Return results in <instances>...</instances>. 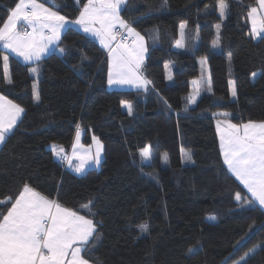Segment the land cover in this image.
<instances>
[{
	"label": "trees",
	"instance_id": "1",
	"mask_svg": "<svg viewBox=\"0 0 264 264\" xmlns=\"http://www.w3.org/2000/svg\"><path fill=\"white\" fill-rule=\"evenodd\" d=\"M17 2L0 0V26ZM38 2L70 21L79 16L76 0ZM226 3L224 19L217 0L127 1L121 16L147 44L141 69L152 82L147 91L110 89L106 51L73 28L36 64L22 63L0 44V94L25 109L0 148V201L15 198L29 184L102 221V239L89 254L82 252L91 264H237L246 253L244 264H264V209L258 204L241 208L252 197L227 170L216 124L222 112L231 114L232 123L264 121V36L254 39L248 21L257 0ZM182 22L185 47L177 48ZM217 24L220 46L214 49ZM4 55L12 84L5 81ZM205 58L211 92L185 110ZM32 67L38 74L30 72ZM124 101L132 104V115ZM77 125L85 145L93 137L103 144L101 167L83 175L49 148L62 145L69 154ZM147 145L152 151L148 163L140 155ZM189 151L193 162L183 159ZM5 207L0 204V211ZM145 223L148 231L142 233Z\"/></svg>",
	"mask_w": 264,
	"mask_h": 264
},
{
	"label": "snow or ice",
	"instance_id": "2",
	"mask_svg": "<svg viewBox=\"0 0 264 264\" xmlns=\"http://www.w3.org/2000/svg\"><path fill=\"white\" fill-rule=\"evenodd\" d=\"M76 3L80 5L79 16L70 21L58 10H53L38 0H18L0 26V44L4 49H9L16 56L23 58V61L36 63L52 49L63 30L79 25L84 33L99 38L107 49V82L110 87L129 85L147 91L152 82L141 75V65L147 48L144 46V37L121 16L126 0H87L83 4L81 0H76ZM257 4L258 6L251 7L248 12L253 36L264 33V0H257ZM217 6L220 17L226 19V0H217ZM18 24L21 25L19 30ZM186 27V22L180 24L181 38L176 43L177 48L185 47ZM220 31L221 24H217L216 39L212 42L214 49L220 46ZM59 51L64 52L63 49ZM8 59V55L2 57L5 81L12 84ZM201 62L206 63V58ZM30 72L38 74V67L30 68ZM255 75L253 73L254 77ZM168 79H172L171 75ZM192 83L193 92L185 98V110L197 104L201 89L211 92L210 74ZM231 84V94L235 98V81ZM33 88L34 98L40 102L39 91L35 85ZM122 103L127 109V114L132 115V104L127 101ZM24 113L22 106L0 94V144L5 143L18 122H21ZM216 115L221 152L227 170L244 185L252 197L251 200L241 203V208H251L257 204L264 208V121L249 120L236 124L231 122V114L228 112ZM80 134V125H77L71 155L65 152L62 145L52 146L55 156L65 161L76 173H83L90 164L99 166L103 152L102 142L93 137L95 152L85 151L84 154H78ZM140 155L145 160L150 159L151 145L142 148ZM74 159L77 161L75 164ZM164 159L167 160V154ZM183 159L193 162L191 152H185ZM235 200H242L240 193L235 194ZM0 204L6 206L0 211V264H91L85 255L102 239L103 234L98 230L103 227L102 221H94L63 206L58 200L49 198L29 184H24L15 198L8 197L7 200L0 201ZM209 220L213 221L215 217L210 216ZM140 230L142 233L147 232L148 225H140ZM189 251L193 249L190 248ZM82 252L85 255H82ZM248 255L250 254L246 253L241 257L237 264H244Z\"/></svg>",
	"mask_w": 264,
	"mask_h": 264
},
{
	"label": "crops",
	"instance_id": "3",
	"mask_svg": "<svg viewBox=\"0 0 264 264\" xmlns=\"http://www.w3.org/2000/svg\"><path fill=\"white\" fill-rule=\"evenodd\" d=\"M127 1L128 0H126V3H127ZM126 3H125V5H126ZM125 5H123L122 6V8L125 6ZM256 6H258V4H256L255 5V7ZM248 21H249V24H250V28H251V33H252V24H251V20H250V18L248 17ZM20 27H21V25H17V28H18V30L20 29ZM80 26L79 25H74L72 28H79ZM67 29H65V30H63L62 32H61V35H60V39H61V37H62V35L64 34V32L66 31ZM29 31H31V29H29ZM264 33H261V35H260V37H263L264 35H263ZM253 36V35H252ZM260 37H258V38H260ZM253 38L255 39V38H257V37H254L253 36ZM60 39L58 40V41H55L54 42V46L52 47V49L48 52V53H46L45 54V56L42 58V59H44V58H46L47 56H49L51 53H53L55 50H56V48H57V46H58V44H59V41H60ZM1 46H2V44H1ZM101 47L105 50V51H107V49H105L104 48V46L103 45H101ZM2 48H3V46H2ZM4 49V48H3ZM6 52H8V53H10L11 55H13L14 57H16L19 61H21L22 63H24V64H36V63H38V62H36V63H33V62H25V61H23V58H21V57H18V56H16V54L15 53H12L11 52V50H9V49H4ZM41 59V60H42ZM40 60V61H41ZM39 61V62H40ZM142 67H143V65H142ZM142 67H141V69H142ZM149 88V87H148ZM22 116H23V114H22ZM22 116H21V119H22ZM236 124H239V123H236ZM243 124V123H242ZM14 130V129H13ZM80 147H79V150H78V154H84L85 153V151H88V152H90V153H93V145L95 144V142H94V140L92 139V142H91V145H89V146H87V145H85L84 143H83V136H84V132L83 131H80ZM218 136H219V140H220V134H219V132H218ZM76 137V136H75ZM74 143H75V139H74V141H73V144H72V146H71V149H70V152H69V154L68 155H71V153H72V151H73V145H74ZM221 145V144H220ZM1 146H2V144H0V148H1ZM223 156V155H222ZM223 159H224V157H223ZM102 161H103V153H102V159H101V163H100V167H101V164H102ZM75 163H77V161L74 159L73 160V164H75ZM227 166V165H226ZM70 168V170L71 171H73V172H75L74 171V169L72 168V167H69ZM90 169H99L98 168V166H96V165H92V164H90L86 169H85V171L83 172V173H76L77 175H83L87 170H90ZM234 176V175H233ZM235 177V176H234ZM235 179L239 182V183H241L236 177H235ZM242 184V183H241ZM243 185V184H242ZM244 186V185H243ZM247 190V189H246ZM249 195L251 196V194L249 193ZM75 246V245H74Z\"/></svg>",
	"mask_w": 264,
	"mask_h": 264
},
{
	"label": "rangeland",
	"instance_id": "4",
	"mask_svg": "<svg viewBox=\"0 0 264 264\" xmlns=\"http://www.w3.org/2000/svg\"><path fill=\"white\" fill-rule=\"evenodd\" d=\"M74 29V28H73ZM75 30H78V31H80V32H82L83 34H85L87 37H89V38H92V39H94V40H96L100 45H102L101 44V42H100V40H99V38H97V37H94V36H91L90 34H88V33H84L83 31H82V28L81 27H79V28H75ZM264 35V34H263ZM141 36H143L142 34H141ZM144 37V36H143ZM254 37H257V38H255V39H259L258 37H260V36H254ZM144 46L147 48V44H146V40H145V37H144ZM106 53H107V71H108V68H109V57H108V52L106 51ZM146 55H147V51L144 53V60H143V63H142V65H144V63H145V60H146ZM202 61V60H201ZM142 65H141V67H142ZM201 65H202V70H201V76L198 78V79H196V80H194V81H200V80H202L203 78H205V77H207L208 75H209V70H208V67H207V65H206V63H202L201 62ZM141 75H142V73H141ZM169 75H171V77H172V67L171 66H167L166 67V77H167V82H168V84H171L172 82H173V77H172V79L171 80H169L168 79V77H169ZM143 76V75H142ZM144 78V77H143ZM231 82H232V80H231ZM231 82H230V88L232 89V84H231ZM108 87L110 88V89H116V90H138L137 88H135L134 86H129V85H124V86H119V87H115V86H109L108 85ZM191 87H192V90H191V93L193 92V83L191 84ZM143 91V90H142ZM207 91H204L203 89H201V91H200V95H199V97H198V99L200 98V96L203 94V93H206ZM208 93V92H207ZM232 98L234 99V97L232 96ZM198 99H197V101H198ZM191 106H194V105H191ZM125 108V107H124ZM125 110H127L126 108H125ZM19 123V122H18ZM54 144H52V145H50L49 146V148L52 150V146H53ZM95 149H96V144H94L93 145V153L95 152ZM53 151V150H52ZM103 153V152H102ZM53 154H54V152H53ZM54 157L55 158H57L56 156H55V154H54ZM147 163L149 162V159L148 160H145ZM98 168H100V166H98ZM262 209H264V208H262Z\"/></svg>",
	"mask_w": 264,
	"mask_h": 264
},
{
	"label": "built area",
	"instance_id": "5",
	"mask_svg": "<svg viewBox=\"0 0 264 264\" xmlns=\"http://www.w3.org/2000/svg\"><path fill=\"white\" fill-rule=\"evenodd\" d=\"M64 163H65L66 167L68 168L69 166L67 165V163L65 161H64Z\"/></svg>",
	"mask_w": 264,
	"mask_h": 264
}]
</instances>
